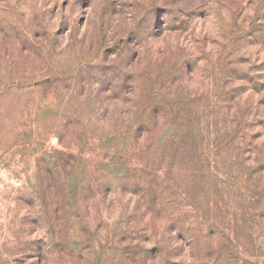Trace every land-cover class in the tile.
<instances>
[{"label":"rangeland","instance_id":"rangeland-1","mask_svg":"<svg viewBox=\"0 0 264 264\" xmlns=\"http://www.w3.org/2000/svg\"><path fill=\"white\" fill-rule=\"evenodd\" d=\"M146 118L127 178L144 164L141 180L163 177L156 158L182 145L178 157L218 169L170 185L181 220L217 228L165 263L264 264V0H0V264H121L123 237H167L171 211L145 214L135 183L107 191L118 172L100 164L107 133ZM53 150L86 155V168L62 171ZM54 168L76 201L50 182ZM50 221L53 244L76 251L31 259Z\"/></svg>","mask_w":264,"mask_h":264},{"label":"trees","instance_id":"trees-1","mask_svg":"<svg viewBox=\"0 0 264 264\" xmlns=\"http://www.w3.org/2000/svg\"><path fill=\"white\" fill-rule=\"evenodd\" d=\"M149 123V118H146V120L142 119L139 121L138 124L132 127L130 126H123L118 125V127H115V129H112L111 133H107L106 140L111 139L116 140L114 145H112L107 151L104 152V155L101 159V166H103L104 169L109 170H115L117 171V176H112L113 179H111L108 185H105V189L110 191V189H113V186L116 187L124 182H130L131 184L135 183L134 186L138 189V194L142 193L141 199L143 200L141 203L138 204L139 209H146L145 214L154 216L153 214L157 215H165L168 213V211H171V215L169 217H165V219L161 220V224L163 225V228L165 229L166 226L168 227V230H165V233L168 235L167 237L158 238L157 234L152 235L155 237V240H153V237L149 240L150 243L147 245H141L140 243H136L133 245L132 242H128V239H120V242H122L121 246L122 249L115 258L116 260L119 259V262L121 264H148V259H151L150 264H168L166 256L168 254H176L174 255L177 258L179 257L180 260L184 258V252L188 249V252H195L196 250H199L200 245L202 244L201 236L207 237L213 235L216 233L217 225L215 223H198L197 221H184L181 220V217L178 215L179 212H176L174 205L170 201V196H172V191H179L175 190L173 187H176L178 184L176 183V176H179L181 173L182 175L186 176H201L204 177L206 175L205 171H208L209 177H212L216 175L217 179L218 177V170L216 168V164L212 165L213 161L207 160V163L205 160L198 159V158H190L191 156H183L188 157L182 158L178 157V154H175L178 152L179 148H185V146H173L171 147V151L173 152V155L168 157H162V158H156V160L161 161L162 163H166V174L164 176L160 177L158 175H152L149 174L151 177L154 176L157 179L154 180H141L144 174H146V170L144 166L140 169L139 167L133 168V173L136 175V180L134 182V178H127V173L129 171V163L130 159L126 160L129 156H136L135 154H140L142 157L143 148L137 147V143L134 142L137 135L140 134V132H143L144 129H146L147 125ZM173 130V126L171 127ZM106 131V130H105ZM101 142V141H100ZM103 142V141H102ZM103 145H106V142L102 143ZM104 147V146H102ZM102 150V149H101ZM161 155H166L165 151ZM86 155H74V154H66L58 150H53L52 152L46 153L45 158H51L54 157L55 159H58V162L63 163V166L59 165L61 170L65 171L68 167L75 168L77 166L84 165L86 168L85 163L87 162ZM142 159H145L144 157ZM152 158L149 157L148 161H150ZM67 160V161H66ZM155 161V159L153 158ZM44 161L45 160H39ZM141 161V159H139ZM149 163V162H148ZM176 163H181L182 166L177 165ZM40 164V162H38ZM38 170L41 171V164L39 165ZM61 171V173H62ZM165 172V171H164ZM185 173V174H183ZM70 174H73L70 172ZM124 174V178H123ZM60 172L54 168L51 169L49 172V180L50 182H53V184L58 185V181L61 182L60 191L63 196H65V199L68 200H74L76 201L77 197V188L76 185L71 181V179L62 180L60 179ZM223 175V174H222ZM119 176H122V178H118ZM224 176V175H223ZM125 178L128 180L124 181ZM159 180V182H158ZM210 183L211 181L208 180ZM207 183V184H209ZM171 185V186H170ZM59 186V185H58ZM165 186V188H164ZM239 189V187L237 188ZM170 194H167V192H170ZM180 192V191H179ZM147 194H149V198L147 197ZM137 195V193H136ZM44 196V195H43ZM182 197V194H181ZM214 206V205H211ZM215 208L218 207V204L214 206ZM150 225H152L155 228V222H151ZM235 227H240L239 225H234ZM58 228L55 223L49 222L47 234H49L48 238L46 240H40L42 244L33 246L30 251L33 252V255L31 256V259L36 258L38 261L48 260L49 257L53 256L54 253H66V252H72L74 253L76 251V243L74 240H62L58 244H53L54 241H51V235L52 237L55 236L56 232L54 228ZM153 228V229H154ZM233 228V227H232ZM150 229V230H153ZM153 232V231H152ZM229 239V238H228ZM209 247H211V243L208 244ZM74 256V255H73ZM80 260L83 259L85 256L81 252ZM161 263H157V260ZM190 259V257H189ZM191 264H208L207 262H202L198 259V257H192ZM170 264V263H169ZM178 264H186L183 261H180Z\"/></svg>","mask_w":264,"mask_h":264}]
</instances>
